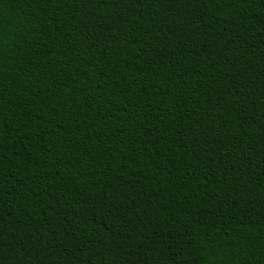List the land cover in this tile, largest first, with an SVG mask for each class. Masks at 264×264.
<instances>
[{
	"label": "trees",
	"instance_id": "16d2710c",
	"mask_svg": "<svg viewBox=\"0 0 264 264\" xmlns=\"http://www.w3.org/2000/svg\"><path fill=\"white\" fill-rule=\"evenodd\" d=\"M0 24V264H264V0Z\"/></svg>",
	"mask_w": 264,
	"mask_h": 264
},
{
	"label": "snow or ice",
	"instance_id": "6c2138e0",
	"mask_svg": "<svg viewBox=\"0 0 264 264\" xmlns=\"http://www.w3.org/2000/svg\"><path fill=\"white\" fill-rule=\"evenodd\" d=\"M22 2H23V0H22ZM4 3H5V0H0V9H2ZM5 43H6V41H5L3 26H2V24H0V59H2V56H3Z\"/></svg>",
	"mask_w": 264,
	"mask_h": 264
}]
</instances>
